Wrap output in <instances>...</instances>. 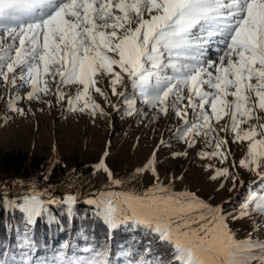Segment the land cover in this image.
Returning a JSON list of instances; mask_svg holds the SVG:
<instances>
[{"label":"snow or ice","instance_id":"obj_1","mask_svg":"<svg viewBox=\"0 0 264 264\" xmlns=\"http://www.w3.org/2000/svg\"><path fill=\"white\" fill-rule=\"evenodd\" d=\"M0 87L11 90L6 109L20 116L21 101L50 103L44 99L50 92L57 104L66 101L67 110L93 118L109 116L96 97L129 117L152 109L150 122L179 121L173 139L189 149L211 148L197 155L220 188L229 179V192L237 182L244 186L239 170L256 178L238 207L226 211L163 185L154 151L136 169L155 178L143 193L101 192L85 201L106 234L83 255L64 241L40 256L31 234L40 220L60 231L73 225L75 196L45 200L34 190L18 199L0 196V228L14 233L12 241H0V264H116L109 244L118 230L141 235L133 245L142 249L121 246L115 253L123 264H264V224H258L264 222V0H0ZM232 144L243 151L238 162ZM108 155L94 167L120 184L105 164ZM55 204L66 206L62 216L51 211ZM245 218L252 230L237 238L230 221ZM81 227L87 239L83 221Z\"/></svg>","mask_w":264,"mask_h":264},{"label":"rangeland","instance_id":"obj_2","mask_svg":"<svg viewBox=\"0 0 264 264\" xmlns=\"http://www.w3.org/2000/svg\"><path fill=\"white\" fill-rule=\"evenodd\" d=\"M27 90H21V95ZM128 90L131 92L130 87ZM10 95L11 90L0 87V155L17 153L21 162L14 168L0 167V194L4 196L22 197L34 190L45 200L71 195L77 201L85 202L101 192L141 194L155 182V178L150 170L137 173L136 169L143 167L154 151L157 155L153 166L163 185L173 191L195 192L213 206L223 205L226 211L238 207L248 182L256 179L254 174L239 170L244 186L237 182L236 189L229 192L232 186L229 179L225 181V187L220 188V180L209 179L212 170L204 167L208 161L197 155L199 151H211V148L200 144L189 149L184 142L173 139L171 133L179 121L157 116L150 122L152 109L146 108L143 117H129L122 110L113 111L102 98L96 97L109 116L93 118L87 111L67 110L66 101L61 102L64 107L57 104L50 92L44 98L50 103L21 101L19 106L26 109V114L20 116L5 107ZM111 99L116 102V97ZM137 107H142L139 101ZM161 140L165 141L163 145H160ZM231 149L238 162L243 151L236 144H232ZM105 150L109 152L107 157H103L105 164L112 171L113 178L121 181L120 184L110 183L107 174L94 167ZM243 150L246 151V144ZM185 151L187 155L173 156L174 152ZM213 163L221 166L218 161ZM224 201L230 202L224 204ZM55 206L61 207V204ZM250 224L247 218L230 221L237 238H243L252 230ZM258 224L264 222L258 221ZM115 256L114 262L123 264V258Z\"/></svg>","mask_w":264,"mask_h":264},{"label":"trees","instance_id":"obj_3","mask_svg":"<svg viewBox=\"0 0 264 264\" xmlns=\"http://www.w3.org/2000/svg\"><path fill=\"white\" fill-rule=\"evenodd\" d=\"M21 160L19 159L17 153L11 154H3L0 155V167H15L17 163H20ZM0 196H4L0 194ZM8 198H20L15 197L12 195H7ZM20 202V201H19ZM65 205H61V207H56L55 205H51L50 209L53 213L57 216H62L63 209ZM76 213H78L76 219L73 222V225H64V230L60 231L57 229L55 225L49 228L43 220H40L36 223L33 228L32 235L36 241L39 242L38 245V255L40 256H50L52 254L53 248H58L57 246L64 241H70L72 244L76 246V249L79 254L82 255L80 251L84 247L87 246L88 243H96L100 244L104 241L105 238V226L101 223L96 221L92 217V209L93 206L86 204L83 201H77V204L73 206ZM0 215H4L2 211H0ZM15 218L9 216L11 223L13 226L17 225L18 221L20 220V213L16 211L14 214ZM82 221H83V228L86 229L85 235L87 239H84L81 235L82 232ZM21 225V229H22ZM14 233L12 231H6L4 228H0V241L8 240L12 241ZM141 239L140 233H136L133 235L132 233L125 232L122 230H118L109 244L110 250V259L114 261L115 253L121 250V246H129L133 245V240L139 241ZM143 239L147 240L149 237H144ZM134 248L142 249L141 244L133 245Z\"/></svg>","mask_w":264,"mask_h":264}]
</instances>
